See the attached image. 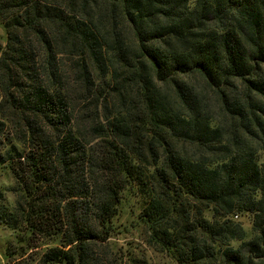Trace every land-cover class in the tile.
Wrapping results in <instances>:
<instances>
[{"label":"trees","instance_id":"16d2710c","mask_svg":"<svg viewBox=\"0 0 264 264\" xmlns=\"http://www.w3.org/2000/svg\"><path fill=\"white\" fill-rule=\"evenodd\" d=\"M0 22L23 125L0 222L56 243L44 264L112 263L128 188L178 264H264V0H0Z\"/></svg>","mask_w":264,"mask_h":264},{"label":"rangeland","instance_id":"374dc122","mask_svg":"<svg viewBox=\"0 0 264 264\" xmlns=\"http://www.w3.org/2000/svg\"><path fill=\"white\" fill-rule=\"evenodd\" d=\"M7 44V33L0 22V68L3 69L2 57ZM65 61V59H64ZM16 94L8 83H0V154L7 147L16 143V128L23 129L21 118L11 105L9 94ZM213 99V93H210ZM15 178L9 167L0 164V190L5 203L15 204L18 194L15 191ZM141 199L136 191L128 188L123 193L118 214L114 219V229L107 242L109 264H178L167 252L149 242V229L140 219ZM210 217V211L206 212ZM248 233L252 232L251 217L241 218ZM56 243H45L20 229L0 222V264H44L42 254Z\"/></svg>","mask_w":264,"mask_h":264}]
</instances>
